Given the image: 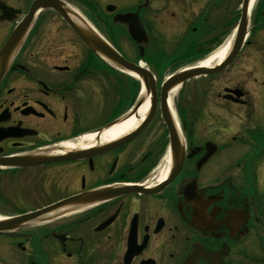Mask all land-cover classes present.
I'll return each instance as SVG.
<instances>
[{
  "label": "flooded vegetation",
  "instance_id": "obj_1",
  "mask_svg": "<svg viewBox=\"0 0 264 264\" xmlns=\"http://www.w3.org/2000/svg\"><path fill=\"white\" fill-rule=\"evenodd\" d=\"M243 6L0 0V220L53 207L0 233V264H264V0L238 56L180 86L174 135L157 97L144 126L102 140L133 87L69 25L175 72L231 40Z\"/></svg>",
  "mask_w": 264,
  "mask_h": 264
},
{
  "label": "water",
  "instance_id": "obj_2",
  "mask_svg": "<svg viewBox=\"0 0 264 264\" xmlns=\"http://www.w3.org/2000/svg\"><path fill=\"white\" fill-rule=\"evenodd\" d=\"M248 2L249 0H244L243 11L241 14V19L237 32L234 36V40L226 57L221 63L209 68L198 66L195 68L184 70L183 72L174 74L172 77L162 83L160 90V109L168 129L173 135L174 130L172 126L171 115L166 104L169 92L193 77L211 75L220 72L227 66L228 62H230L237 56L242 47L246 35V9ZM69 25L79 37V39L96 57L121 72H124L126 74H134L140 80L143 89L140 91L138 101L132 108L131 114L135 113L136 110H138V108L145 102L144 98L149 96L151 109L148 115L143 118L141 126H144L153 116L154 108L156 107L157 102V93L153 74L147 68L143 67L140 63L134 64L127 62L94 31L87 29L83 25L77 26L72 23H70ZM132 36L134 38L137 36V34L132 33ZM139 130L140 129H136V131L132 132L129 136H133ZM64 202L70 203L71 201L66 200ZM52 210L53 207L45 211L35 212L15 219L0 221V233L15 230L21 227L22 225L26 224V222L40 217L44 212H52Z\"/></svg>",
  "mask_w": 264,
  "mask_h": 264
},
{
  "label": "bare ground",
  "instance_id": "obj_3",
  "mask_svg": "<svg viewBox=\"0 0 264 264\" xmlns=\"http://www.w3.org/2000/svg\"><path fill=\"white\" fill-rule=\"evenodd\" d=\"M255 0H250V8L252 7ZM231 47V40H228L225 42L219 49L214 51L212 54H210L207 58L203 59L198 65H202L203 67H212L213 65H217L219 62H221L226 54L228 53L229 49ZM131 78L136 79V76L134 74H129ZM179 90V87L175 88L169 93L168 97V107L170 110H172V102L177 95V92ZM145 102L136 110L135 113L131 114L127 118H121L116 120L110 128H107L106 131L103 132L102 140L109 141L116 139L120 137L121 135H124L125 133L131 131L134 129L145 117L146 113L148 112V109L150 107V97H145ZM173 113V110H172ZM119 121V122H117ZM92 140L91 136L85 137L83 140L79 141V145L82 148H85L86 145L90 144ZM67 149L76 147L73 143H68L65 145ZM169 158L167 157V164ZM168 166H166L162 173L160 178L162 179L167 174Z\"/></svg>",
  "mask_w": 264,
  "mask_h": 264
},
{
  "label": "rangeland",
  "instance_id": "obj_4",
  "mask_svg": "<svg viewBox=\"0 0 264 264\" xmlns=\"http://www.w3.org/2000/svg\"><path fill=\"white\" fill-rule=\"evenodd\" d=\"M208 56V55H207ZM154 74H155V76L156 77H160V76H158V74L156 75V71L152 68V66H151V64H149V63H144ZM185 66H187V65H185ZM184 65L183 66H180V68L182 69V68H184L185 67ZM165 69V68H164ZM162 72H164V73H162V76L160 77V79L162 78V79H165L168 75H171V73H173V69H171V68H167V69H165L164 71H162ZM126 77V76H125ZM131 81L133 82L134 80H132V79H129L128 77H126V78H124V84H125V86L126 85H130L128 82H130L131 83ZM160 81V80H159ZM216 88H217V86H215L214 87V90H216ZM112 90H113V88H112V84H110L109 86H108V95H109V97L110 98H113V92H112ZM185 93V91L182 93V97H183V95L184 96H186V94H184ZM177 97H178V93H177V95H176ZM188 99V98H187ZM197 99V98H196ZM128 112V111H127ZM127 112H125V113H127Z\"/></svg>",
  "mask_w": 264,
  "mask_h": 264
},
{
  "label": "trees",
  "instance_id": "obj_5",
  "mask_svg": "<svg viewBox=\"0 0 264 264\" xmlns=\"http://www.w3.org/2000/svg\"><path fill=\"white\" fill-rule=\"evenodd\" d=\"M149 64H152V63H149ZM155 67H156L158 70H157ZM155 67H154V68L156 69V71H160L161 69H162V70L164 69V66H161L160 63H158L157 65H155ZM161 67H162V68H161ZM162 70H161V72H162ZM161 72H160V73H161ZM125 90H127V88H126ZM136 90H137V85L134 84V85H133V95H134V93H136Z\"/></svg>",
  "mask_w": 264,
  "mask_h": 264
}]
</instances>
